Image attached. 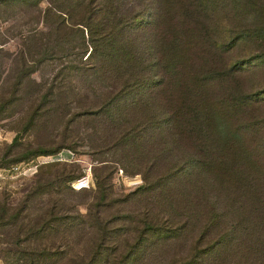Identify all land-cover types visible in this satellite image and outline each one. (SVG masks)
Masks as SVG:
<instances>
[{"label":"rangeland","instance_id":"rangeland-1","mask_svg":"<svg viewBox=\"0 0 264 264\" xmlns=\"http://www.w3.org/2000/svg\"><path fill=\"white\" fill-rule=\"evenodd\" d=\"M142 1L0 0V264H264V0L194 1L163 76L146 24L127 27L146 81L125 95L98 44ZM181 81L219 116L217 178L176 127Z\"/></svg>","mask_w":264,"mask_h":264},{"label":"trees","instance_id":"trees-1","mask_svg":"<svg viewBox=\"0 0 264 264\" xmlns=\"http://www.w3.org/2000/svg\"><path fill=\"white\" fill-rule=\"evenodd\" d=\"M194 1L208 0H147L142 1L145 5L143 13L139 12L138 7L134 9L136 5H132L129 11H119L112 4L110 5L113 8L110 12L108 11L109 13L106 11L108 14L105 18L111 24L108 32L100 36L98 55L110 62L114 61V66H109V69L104 72L112 74L115 79H121L122 87L118 92L127 95L132 90H144L142 82L146 81L143 74L144 67L141 66V62H138L140 56L130 55L124 51L129 42L121 33L127 27H132L135 32L143 31L144 29L139 26L141 23L146 24L150 37L148 41L150 42V55L151 57L156 55L152 59H156L157 65L163 70L160 75L163 76L177 68V64L184 63L194 43L198 22ZM203 11H206V8H203ZM140 16L142 20L139 22ZM152 65H154L153 62ZM152 82L161 84L163 80L159 78ZM181 82L184 93L187 94L184 95L178 107L176 127L179 131H183L181 134L191 128L194 132L193 152L200 165L199 172L217 178L218 172L223 169V166L225 167L223 159L226 152L225 134L221 130V123L218 124L219 116L213 110L208 98L196 95L194 86L188 82ZM112 97L114 98V93ZM217 140L218 146L215 144ZM171 173L172 171H169V174ZM220 182L223 184V181ZM215 218L216 216L208 215L206 222L212 223ZM52 262V258L45 257L36 264H52Z\"/></svg>","mask_w":264,"mask_h":264}]
</instances>
